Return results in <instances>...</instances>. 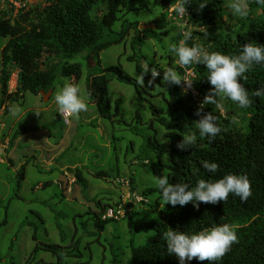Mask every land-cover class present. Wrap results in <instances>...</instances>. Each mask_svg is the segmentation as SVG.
<instances>
[{"label":"trees","instance_id":"obj_1","mask_svg":"<svg viewBox=\"0 0 264 264\" xmlns=\"http://www.w3.org/2000/svg\"><path fill=\"white\" fill-rule=\"evenodd\" d=\"M17 1L21 3V8L12 6L9 13H0V36L9 39L2 50L0 65L1 109L5 107L9 111L12 103L23 99L28 92L40 95L43 91H54L61 77L79 81L83 77V65L71 61L85 54L87 89L101 116L112 121L117 117L122 118L118 101L113 110L109 91L111 79L105 75V71L115 75L120 83L136 86L139 95L140 91L134 77L121 64L103 68L100 55L111 46L127 43L133 35L131 45L135 53L128 58L129 61L136 64V71L149 82L152 70L160 72V76L150 83L165 85L170 92L168 102L174 108L170 120L157 118L169 130V141L163 145L158 144V154L162 158V155L169 153L171 164H153V174L156 177L164 176L163 172L167 169L170 182L187 183L190 187H194L200 179L215 181L226 174L247 175L251 182V196L247 201L229 194L223 202L215 205L200 203L198 208L192 203L175 207L169 204L162 209L159 202L151 205L159 208L160 222L148 225L155 232L145 245L135 246L131 243L129 264H179L174 254L167 253L163 233L169 227L194 234L222 224L234 226L238 243H234L222 259L212 264H264V96H252V92L264 86V64L254 65L245 73L247 78L240 79L252 101L250 107L240 108L227 97L218 98L221 104L219 109L215 105H205L203 111L217 116L218 126L222 129L210 142L208 137L199 135L194 123L199 119L195 112L211 88L207 81L206 67L194 64L188 69L193 74L189 78L194 81L192 90L185 94L183 84L168 85L162 81L163 71L167 68L175 69L182 78L186 74L178 65L175 53L170 50L167 52V66L157 64L146 69L142 61L147 57L137 51L142 41L160 40L163 37H171V47L183 39V32L191 31L192 38L187 41L189 47L201 45L209 52L238 55L246 43L264 45V11L252 17L264 4L248 0V16L241 18L236 15L227 25L225 19L229 15L227 5L230 0H190L187 5L188 14L184 17L169 10L176 0H147L162 9L148 24L155 25L157 29L142 30L140 22L123 21L121 29L116 31L115 24L127 12L146 8L143 4L130 8L129 4L144 0H45L35 7H29L28 0ZM104 3L107 4L106 11L102 9ZM200 3H206L207 6L200 10ZM120 12H124L122 16ZM201 28L207 29V36ZM17 72V87L11 92L10 82ZM154 110L157 116L163 112L160 108ZM234 115L238 117V123L235 124L231 122ZM137 117L141 118V115L137 113ZM189 134L196 135V143L190 149L179 150L176 145L183 136ZM202 161L217 163L219 168L214 174L209 173L202 167ZM98 175L108 177L106 172ZM123 181H129L131 192L136 194L134 180L121 179L118 182L120 186H123ZM78 182H83L81 175L75 179V183ZM136 195L142 199L137 204L147 203L146 192ZM120 204L122 200L102 207L96 222L100 232L105 230L109 222L116 221L103 219L104 213L109 208H118ZM135 205L125 204L128 212L122 220L131 215ZM63 236L65 238V234ZM80 245L81 239H74L69 248L56 244L46 245L45 248L55 253L58 264H64L67 258L82 255ZM115 263L118 264V261L115 260ZM185 264L201 262L193 259Z\"/></svg>","mask_w":264,"mask_h":264},{"label":"rangeland","instance_id":"obj_2","mask_svg":"<svg viewBox=\"0 0 264 264\" xmlns=\"http://www.w3.org/2000/svg\"><path fill=\"white\" fill-rule=\"evenodd\" d=\"M44 1L27 3L35 7ZM141 4L146 8L127 12L114 30H120L123 21L148 25L162 11L147 0L131 2L128 7ZM12 6L19 9L21 3L0 0V13H9ZM106 7L104 3L102 9L106 11ZM263 11L264 5L252 17ZM227 14L228 25L236 15L230 8ZM132 38L133 35L127 43L111 46L100 55L103 68L121 64L134 77L140 91L139 95L136 86L120 83L115 75L105 71L111 79L113 110L118 101L122 118L112 121L101 116L87 89L85 54L71 61L83 65L79 81L61 77L51 95L48 92V100L26 93L23 99L12 103L18 109L15 116L0 110V264H58V257L45 246L69 248L74 239H81L82 255L69 257L64 264H116L115 260L129 264L131 243L143 246L154 234L148 225L159 223L160 213L157 206L151 205L159 202L162 209L165 203L151 166L171 164L169 153L162 158L158 154V144L169 141V130L157 118L170 120L174 108L168 102L170 92L165 85L151 84L129 61L135 53ZM8 40L0 36V65ZM170 40L171 37H163L142 41L137 51L147 57L142 61L146 69L157 64L167 66ZM188 75L193 76L191 72ZM65 83L77 85L78 94L88 104V110L78 118L72 117L70 123L60 116L54 99ZM152 106L163 112L157 116ZM79 172L83 182L75 183L73 179L80 176ZM100 172H106L108 177L99 176ZM163 175L169 178L167 169ZM121 179H133L135 193L146 192L147 203L136 204L130 216L109 222L100 232L96 222L102 207L125 200L126 192L118 183Z\"/></svg>","mask_w":264,"mask_h":264},{"label":"clouds","instance_id":"obj_3","mask_svg":"<svg viewBox=\"0 0 264 264\" xmlns=\"http://www.w3.org/2000/svg\"><path fill=\"white\" fill-rule=\"evenodd\" d=\"M256 3L264 4V0H256ZM189 4L190 0H176L174 4L170 5L169 10L170 12H175L179 17H184L185 14H188L187 5ZM206 6V3H200L198 8L203 10ZM228 7L234 15H238L241 18L248 16V0H230ZM201 31L205 36L208 35L206 28H202ZM182 35L183 39L178 44H172L170 51L178 57L177 63L185 70L186 74L182 78L175 69L167 68L163 71L162 80L168 85L180 86L182 83L186 84L187 87L182 89L186 94L189 89L192 90L194 81L189 78L188 69L194 64L206 67L208 71L207 81L210 83L211 88L205 94L195 112L199 119L194 121V123L199 135L208 137L211 142L222 129L218 126L217 116L213 115L212 112L205 113L203 111L205 105H215L219 109L221 104L218 98L227 97L240 108L251 106L252 101L249 98L248 90L240 83V79H246L245 73L251 70L254 65L264 64V45L249 42L243 45L238 55L230 56L216 51L209 52L201 45L189 47L187 41L192 38V32L185 31ZM15 74L10 82L11 92L16 90L18 83V72ZM158 76H160V72L152 70L150 82H154ZM78 93L79 87L73 83H65L55 93L54 99L58 112L61 117H64L66 123H70L72 117L78 118L81 112L88 110V104ZM252 96H264V86L252 92ZM0 110L4 111L5 107L0 108ZM9 113L15 116L18 114V109L10 107ZM231 122L234 124L238 123V117L234 115ZM195 143L196 135L189 134L183 136L176 147L184 151L190 149ZM201 165L205 170L213 174L219 168L217 163H209L208 161H202ZM73 181H75V178ZM156 186L161 192L165 205L170 204L173 207L177 205L186 206L189 203H192L197 208L200 203L215 205L227 200L229 194L238 196L241 201H247L251 196V182L247 175L226 174L223 178L215 181L200 179L194 187H190L187 183H172L169 181L168 176H160L156 178ZM127 203L137 204L139 202L135 200L128 201L125 197V200H122L120 205L124 207ZM126 212L125 209L123 218H125ZM163 238L167 244V253L169 255L174 254L178 258L179 264H185L186 261L193 259L200 261L201 264L205 261L208 264H212V262L222 259L230 251L234 243H238L235 228L230 224L205 228L194 234H188L169 227L163 233ZM61 255L64 254L61 253Z\"/></svg>","mask_w":264,"mask_h":264},{"label":"built area","instance_id":"obj_4","mask_svg":"<svg viewBox=\"0 0 264 264\" xmlns=\"http://www.w3.org/2000/svg\"><path fill=\"white\" fill-rule=\"evenodd\" d=\"M64 118V117H63ZM123 190L126 192V199L128 201L131 200H135L136 202H140L142 201V199L134 194L131 193L130 191V183L129 181H123ZM125 215V209L123 207V205H120L118 208H109L105 215L103 216V219L107 220V219H114V220H120L121 218H123Z\"/></svg>","mask_w":264,"mask_h":264},{"label":"water","instance_id":"obj_5","mask_svg":"<svg viewBox=\"0 0 264 264\" xmlns=\"http://www.w3.org/2000/svg\"><path fill=\"white\" fill-rule=\"evenodd\" d=\"M141 29H142V30H148V29L156 30L157 27H156L155 25H142V26H141ZM49 93H50V95H51V91H49ZM40 95L43 96V97L45 98V100H48L49 97H50V96L48 95V93H46V92H44V91L41 92Z\"/></svg>","mask_w":264,"mask_h":264}]
</instances>
